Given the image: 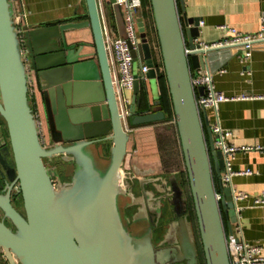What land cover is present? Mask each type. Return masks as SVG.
<instances>
[{"label": "water", "instance_id": "1", "mask_svg": "<svg viewBox=\"0 0 264 264\" xmlns=\"http://www.w3.org/2000/svg\"><path fill=\"white\" fill-rule=\"evenodd\" d=\"M150 2L205 264H231L226 237L237 223L236 209L232 190L221 183L224 160L207 110L197 105L204 88L194 89L192 72L205 67L206 55L214 73V62L219 60L221 67L243 48L196 51L200 19L181 17L176 0ZM86 3L87 21L46 33L25 32L23 44L9 0H0V115L8 126L14 183H19L26 213L24 218L12 207L9 194L0 196V208L16 227L13 232L0 222V252L9 264H199L186 192L176 177L170 178L169 188L153 182L162 194L155 198L145 190L137 198L125 184L130 134L122 124L96 0ZM113 10L125 38L121 10ZM138 27L143 59L150 68L146 77L152 104L147 93L153 109L139 113L141 83L136 80L129 114L134 127L165 119L144 18L138 19ZM86 28L92 31L93 45L67 35ZM55 38L58 44L52 50L36 49L37 43ZM187 50L192 53L187 55ZM132 55L140 59L136 52ZM29 70L44 104L48 146L32 106ZM46 160L53 164L48 166ZM58 163L65 164L64 174ZM215 174L224 194L220 202ZM150 182L140 183L144 188ZM166 204L172 217L157 242Z\"/></svg>", "mask_w": 264, "mask_h": 264}, {"label": "crops", "instance_id": "2", "mask_svg": "<svg viewBox=\"0 0 264 264\" xmlns=\"http://www.w3.org/2000/svg\"><path fill=\"white\" fill-rule=\"evenodd\" d=\"M13 5L24 6L28 14L26 32L35 34L57 30L59 26L69 23L88 20L86 0H11ZM180 16L199 18L203 23L200 26V41L213 44L222 41L225 33L218 29L227 25L244 34H255L260 30V18L264 14V0H176ZM142 17L149 25L154 39V32L150 23V14L142 9ZM68 36L78 35L80 40L93 45V35L90 28L82 31H70ZM74 41H71V43ZM58 44V39H51L36 44L39 52L52 50ZM89 52H94L90 48ZM155 63L163 66L161 53L155 51ZM234 53L226 63L217 67L214 62L213 80L216 89L227 97L250 96V99H240L220 104L218 119L212 109H207L210 127L219 120L220 125L232 132L228 143L239 148L264 147V45L259 44L254 49L250 62L243 65L239 55ZM28 58V55H25ZM139 67L144 60L138 61ZM29 65V61H27ZM250 72L247 75L246 72ZM164 72L159 73V76ZM29 78L34 85V96L31 100L35 112L40 115L42 127L47 129L44 114V104L37 90L34 74L29 70ZM164 86V85H163ZM141 89H148L151 104L153 97L150 85L141 83ZM168 91L164 86L162 91ZM132 96V94L130 93ZM169 106V103L167 104ZM170 109V108H169ZM45 132V130H44ZM130 140L127 146V155L123 166L126 177L125 184L131 189L135 197H143L144 190L162 194L155 188L170 187V178L176 177L178 182L185 179L186 167L182 152L180 137L175 117L169 112L167 119L150 125L130 127ZM46 136V135H45ZM48 136V134H47ZM45 137L46 144L49 141ZM236 172L250 170L252 175H238L233 178L232 188L236 192L244 193L247 198L237 203L239 208V222L241 223L244 239L252 245L264 247V205H254L256 199L264 195V152L247 150L236 154L233 162ZM216 185L219 189L220 178L216 176ZM151 181L144 188L140 182ZM159 193H158V192Z\"/></svg>", "mask_w": 264, "mask_h": 264}, {"label": "built area", "instance_id": "3", "mask_svg": "<svg viewBox=\"0 0 264 264\" xmlns=\"http://www.w3.org/2000/svg\"><path fill=\"white\" fill-rule=\"evenodd\" d=\"M15 26L17 27L19 38L24 44V34L28 25V14L24 9V6H14L12 1L9 0ZM97 8L100 16L102 32L104 36V42L108 57V63L110 67L111 77L113 81V86L115 90V96L119 108V112L122 116V124L124 128L129 131V114L132 102V96L134 91V86L136 80L140 83H146V74L149 72L150 68L141 63L137 76L134 73V61L132 52H136L140 57L139 61H142V42L139 33L138 19L142 17L141 11L143 8L142 0H115L114 4L111 0H96ZM114 6H118L121 10L125 34L126 37L120 36L118 24L116 21L115 13L113 10ZM112 9L113 13H110ZM112 14V15H111ZM143 18V17H142ZM203 23L200 22V26ZM219 30L225 33V38L213 44H207L200 41V38L195 39V44L199 46L196 51L208 52L211 50H216L220 48H234L242 47V52L239 55L240 61L243 65L250 62L255 46L264 43V14L260 18V30L255 34H244L235 28L227 25H222L218 27ZM152 52L158 50L156 44L150 42ZM187 55L191 54L192 51L187 50ZM153 54V53H152ZM154 58V56H153ZM144 60V59H143ZM155 63V58H154ZM163 64V62H162ZM154 69L159 76V73L164 72L163 66H158L155 63ZM250 75V72H246ZM192 84L195 90L199 87L204 88V95L197 96V105L200 108L212 109L216 113L218 119L219 106L222 103L236 101V100H246L253 97L242 95L240 97H227L222 92H219L214 84L213 73L209 66L208 60L205 55V67L199 68L192 72ZM30 86V98L34 96V85L32 80L29 81ZM264 98V96H259ZM36 119L39 124V131L44 143L46 139L43 134L42 123L40 122V115L35 112ZM211 131L213 136L216 138L215 146L222 152L224 160V173L221 176V183L223 188H230L232 190V198L237 214V223L233 225L232 232H227L226 243L227 250L231 264H264V247L252 245L247 242L243 237L241 223L239 222V208L237 206L238 202H241L247 198V196L242 192H236L232 188L233 178L238 175L250 176L253 174L252 171L247 170L245 172H236L233 169V162L236 158V154L239 152L254 150L259 152H264V147L256 148H239L228 143V139L232 136L230 130L224 129L219 120L214 126H211ZM46 145V144H45ZM223 191L217 189L216 200L220 202L223 199ZM254 205H264V195L254 201Z\"/></svg>", "mask_w": 264, "mask_h": 264}, {"label": "flooded vegetation", "instance_id": "4", "mask_svg": "<svg viewBox=\"0 0 264 264\" xmlns=\"http://www.w3.org/2000/svg\"><path fill=\"white\" fill-rule=\"evenodd\" d=\"M146 23V20H145ZM146 31H147V38L149 43L152 41V34L151 30L149 28V25L146 23ZM153 53V52H152ZM48 134V133H47ZM47 136V135H46ZM48 141H49V136ZM47 141V140H46ZM45 141V142H46ZM49 143V142H48ZM46 144V143H45ZM46 146H48L46 144ZM59 167H64V163H58L56 164ZM15 163L14 158L12 154L11 144H10V138H9V132H8V126L5 122L4 118L0 115V196L5 197L8 194L10 195V203L12 207L22 216L26 217L25 209H24V201L22 197V193L20 192L19 183H14L15 181ZM68 181V180H67ZM155 197H161L160 194H156ZM165 202V200H163ZM165 207L163 209V216L160 220V227L161 229L158 231L156 241L161 239V235H163V226L170 222L171 220V213H170V207L169 205H164ZM133 211L128 210L127 215L132 216ZM168 215V216H167ZM191 219L192 215L190 213ZM164 217H166V220H164ZM0 222L4 223V225L12 230L13 232L16 231L15 225L12 223L11 220H9L6 216L4 211L0 208ZM192 225L195 232V226L194 222L192 220ZM199 231V230H198ZM200 236V234H199ZM201 241V239H200ZM195 244L197 251H199V245L197 241V236L195 233ZM2 252H0L1 255ZM3 259L0 261V264H9L7 259L4 257V254L0 256ZM198 262L199 264H204V261L201 259V255L198 253Z\"/></svg>", "mask_w": 264, "mask_h": 264}, {"label": "trees", "instance_id": "5", "mask_svg": "<svg viewBox=\"0 0 264 264\" xmlns=\"http://www.w3.org/2000/svg\"><path fill=\"white\" fill-rule=\"evenodd\" d=\"M143 2L145 3L146 1L144 0ZM149 2H150V0H149ZM150 6H151V2H150ZM152 16H153V12H152ZM158 83H159V88H160V101H161L162 109H163V111L165 113V119H164V121H165L167 119V116H168L169 112L174 116L173 106H172V101H171L169 89H168V91L167 90L166 91H162L164 86H168L167 85L166 76H165V72L161 76H158ZM139 98H140V101H141L140 107L138 109L140 114H143L144 112H147V111H151L153 109V107H150L149 104H148V93H147L146 89H144V92L141 89ZM168 103H169V106L167 105ZM33 109H34V112H35L34 105H33ZM152 124H154V123H152ZM129 125H130V127H134V126H132L130 124V122H129ZM147 125H150V124H147ZM136 127H138V126H136ZM215 182H216V179H215ZM181 186L186 192L187 201H188V207H189L191 215H192V209L191 208H193L194 215H192V220L194 222V218H195V220L197 221L196 215H195V210H194V205H193V200H192V196H191V192H190V188H189V181H188L187 172L185 173L184 181L181 182ZM216 188H217V185H216ZM218 190H220V189H218ZM198 253L201 255V258L204 257L202 245H201V248H199Z\"/></svg>", "mask_w": 264, "mask_h": 264}, {"label": "rangeland", "instance_id": "6", "mask_svg": "<svg viewBox=\"0 0 264 264\" xmlns=\"http://www.w3.org/2000/svg\"><path fill=\"white\" fill-rule=\"evenodd\" d=\"M142 1H144V0H142ZM146 2L144 3L143 2V8L142 9H147V11L149 12V14H150V23H151V25H152V28H153V32H154V39H155V41H156V43H157V48H158V52L160 51V47H159V44H158V39H157V34H156V28H155V24H154V19H153V16H152V8H151V6H150V2H149V0H145ZM110 11V13H113L112 12V9H110L109 10ZM112 15V14H111ZM123 31L125 30V27L123 26ZM156 51V50H155ZM155 51H153V56L155 57ZM139 60H135L134 61V70L136 71V72H138V69H139V62H138ZM153 86L155 87V82H153ZM32 106H33V102H32ZM42 120V119H41ZM41 120H40V122H41ZM42 123V122H41ZM42 129H43V134H44V137H46L45 135H47V133H48V131H47V129H44L43 127H42ZM44 130H45V132H44ZM48 138V137H47ZM98 158V157H97ZM98 160H99V158H98ZM100 161V160H99ZM46 163L48 164V166H50V165H52L53 163L51 162V161H49V160H46ZM100 167H102L103 165H99ZM71 165H69V167H68V174L71 172ZM58 170H59V172L60 173H62V174H64V167H59L58 166ZM66 173V172H65ZM192 209V215H194V213H193V208H191ZM168 216V215H167ZM164 220H166V217H164ZM194 226H195V233H196V236H197V241H198V245H199V248H201V241H200V236H199V231H198V225H197V221L195 220V218H194ZM1 255H2V253H1ZM0 255V256H1ZM3 258L2 257H0V261L2 260ZM202 259V261H204V264H205V260H204V257H202L201 258Z\"/></svg>", "mask_w": 264, "mask_h": 264}]
</instances>
